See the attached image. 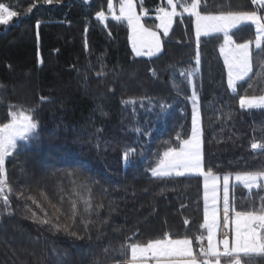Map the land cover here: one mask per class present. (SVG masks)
Here are the masks:
<instances>
[{
    "label": "trees",
    "instance_id": "16d2710c",
    "mask_svg": "<svg viewBox=\"0 0 264 264\" xmlns=\"http://www.w3.org/2000/svg\"><path fill=\"white\" fill-rule=\"evenodd\" d=\"M229 1L201 0V7ZM189 2L174 0L177 15L160 35V53L139 57L109 0H0L18 13L0 25V124L20 108L35 109L38 123L35 137L6 158L12 191L8 206L0 195V264H118L131 243L206 235L203 178L151 173L165 150L189 137L193 91L204 169L221 178L264 170V109L239 104L264 95V78L256 75L264 72V41L251 51L252 72L231 92L220 55L224 38L197 41L194 17L183 12ZM113 3L117 13L120 0ZM135 7L145 12L142 25L155 29L158 9L170 6L135 0ZM255 11L264 14L258 5ZM229 35L235 44L249 43L255 28L243 24ZM230 188L235 210L264 206V190L237 182Z\"/></svg>",
    "mask_w": 264,
    "mask_h": 264
},
{
    "label": "snow or ice",
    "instance_id": "6c2138e0",
    "mask_svg": "<svg viewBox=\"0 0 264 264\" xmlns=\"http://www.w3.org/2000/svg\"><path fill=\"white\" fill-rule=\"evenodd\" d=\"M44 2L52 3V0H44ZM252 2L264 9V0H252ZM167 3L171 10L167 11L161 7L156 16V19L160 21L159 27L164 36L168 35L173 17L177 15V4L174 3V0H167ZM200 6L201 0H190L182 7L184 13L195 18L197 41L201 36L223 34L225 46L221 47L220 52L224 56V64L227 68L228 86L235 92L237 82L244 81L252 72L251 42L235 44L229 33L232 29L251 22L255 25L257 33L255 47L261 49L262 41H264V14L257 11L202 14L199 10ZM108 8L109 10L113 9L111 2H109ZM31 11L32 8H29L28 12ZM17 15V11L10 10L7 5L0 3V25H7ZM98 18L104 19V13H99ZM113 19L127 20L128 26L133 31L132 47L137 56H153L160 52L161 41L158 33L141 24L140 18L135 13L133 0H120L119 15H113ZM196 63L197 65L200 63L199 53H197ZM256 75L264 78V72ZM248 86L252 87L253 85L250 83ZM193 104L191 136L184 139L179 147H169L165 150L152 169V175L157 178L172 177L173 175L182 177L186 174L203 177L204 213L201 227L205 230L206 235L201 234L193 238H172L170 235H165L145 244L131 243L127 246L130 248L131 254L127 264H146L149 255L156 258L157 264H255V257H264V206L259 210L255 208L235 210L229 199L231 179L229 175L222 177L223 207L221 217V210L217 206V192L221 177L214 175L211 170L206 171L203 167L202 133L195 97ZM239 104L242 109H264V95L242 97ZM13 108L15 109L16 106ZM34 112L35 109L26 110L23 108L10 111V120L0 124V194H3L5 206H8L9 203L5 189L8 192L12 191L4 174L5 158L12 155L21 142H28L35 137L38 123L34 119ZM251 147L258 149L262 145L253 143ZM124 159L125 161L129 159V152L124 153ZM235 181L248 189L264 190V170L236 174ZM28 199H31L34 204L37 203L31 196ZM209 201H211V206H209ZM100 207L103 205L101 204ZM73 209L75 210V204H73ZM233 212L234 217L231 214ZM33 217H36L35 213H33ZM40 222L60 230L58 225L53 224L49 219H41ZM221 227L229 229L232 232L231 237L227 234L218 236V230ZM72 235H76V233H72ZM194 240L198 242V255L194 254Z\"/></svg>",
    "mask_w": 264,
    "mask_h": 264
},
{
    "label": "rangeland",
    "instance_id": "374dc122",
    "mask_svg": "<svg viewBox=\"0 0 264 264\" xmlns=\"http://www.w3.org/2000/svg\"><path fill=\"white\" fill-rule=\"evenodd\" d=\"M109 2H111L112 4H113V9L112 10H109L110 11V14H111V16L113 17V15H119V9H120V4H119V6L117 7L118 9H117V13H116V11H115V8H114V3H113V0H109ZM133 5H134V10H135V13H136V15L140 18V22H141V24H142V18L141 17H144L145 16V12H143V11H138L137 10V8L135 7V0H133ZM256 4H254L253 2H252V0H246V1H242V0H236V1H232V2H229L228 4H226L224 7H215V6H213V7H204V6H200V11L202 12V14H220V13H227V12H229V11H232V12H241V11H255V8H256ZM165 10H167V11H170L171 10V8L169 7V8H167V9H165ZM159 14V12H157L156 13V16ZM156 16H155V18H156ZM157 20V19H156ZM126 21V23H127V20H125ZM245 24H252L251 22H246ZM159 25H160V21L159 20H157V22H156V28L155 29H150V28H148L149 30H153V31H156L157 33H158V35H159V37H160V35L161 34H163V32H162V30L160 29V27H159ZM253 26H254V28H255V38H256V35H257V33H256V27H255V25L254 24H252ZM193 26L195 27V18L193 19ZM146 28V27H145ZM127 30H128V42H129V44H130V49H131V51H132V53H134V55L135 56H137L136 55V53L133 51V47H132V36H133V31H132V29L128 26V23H127ZM170 30V29H169ZM232 30H234V29H232ZM231 30V31H232ZM218 34H220L221 36H222V38H224L223 37V34L222 33H218ZM211 35H215V34H211ZM210 36V35H209ZM203 36H201L200 38H202ZM195 38H196V35H195ZM200 38H199V40H200ZM255 38H254V40L250 43V51H252V49L253 48H255V49H257L256 47H255ZM197 39V38H196ZM160 41H161V47H162V40H161V37H160ZM241 44V43H240ZM223 46H225L224 45V43H223ZM222 46V47H223ZM221 49V48H220ZM160 53V52H159ZM158 54V53H157ZM156 54V55H157ZM156 55H153V56H156ZM220 55H221V59H222V61L224 62V56L221 54V52H220ZM153 56H148V55H143V56H139V57H153ZM224 66H225V64H224ZM225 71L227 72V68H226V66H225ZM251 73V72H250ZM250 73H249V75H250ZM240 81H238L237 82V84L239 83ZM227 84H228V75H227ZM228 88H229V86H228ZM229 90L231 91V92H234L231 88H229ZM14 97H17V98H21L22 97V94H17V95H15ZM195 97V99H196V105L198 106V97L196 96V94H195V92L193 91L192 92V95L190 96V99H189V108H190V112H191V116H190V120H191V126H190V135H189V137L191 136V129H192V117H193V109H194V104H193V98ZM198 110H199V108H198ZM199 117H200V111H199ZM199 123H200V128H201V120H199ZM188 137V138H189ZM187 138V139H188ZM8 157V156H7ZM6 157V158H7ZM6 158H5V162H4V174L6 175V168H5V163H6ZM152 173V172H151ZM186 175H190V176H195V175H191V174H186ZM185 175V176H186ZM172 177H174V175L172 176ZM197 177V176H196ZM201 178H203V177H201ZM221 180H222V178H221ZM236 183V181H235V177L234 178H231L230 179V187L232 186V184H235ZM202 189H203V201H204V187H203V182H202ZM231 189V188H230ZM248 189V188H247ZM5 191H7V189H5ZM229 192H230V190H229ZM0 195H3V194H0ZM219 197H222V202H221V205H220V209H221V211H222V207H223V184H222V181H220V184H219V186H218V192H217V201L219 202ZM209 206H211V201H209ZM130 258H131V254H130V250H129V256H128V259H127V261L128 260H130ZM154 260L156 259V258H153ZM157 261H155V263H156ZM155 263H148V262H146V264H155Z\"/></svg>",
    "mask_w": 264,
    "mask_h": 264
},
{
    "label": "crops",
    "instance_id": "0c3cea01",
    "mask_svg": "<svg viewBox=\"0 0 264 264\" xmlns=\"http://www.w3.org/2000/svg\"><path fill=\"white\" fill-rule=\"evenodd\" d=\"M242 1H245V0H242ZM229 2H232V0L231 1H229ZM228 2V3H229ZM256 9V8H255ZM222 197H219V202H218V204H217V206H218V208L220 209V205H221V202H222ZM221 210V209H220ZM232 214V216L234 217V214L233 213H231ZM221 217H222V211H221ZM234 227V226H233ZM223 234H227L229 237H231V235H232V232L229 230V229H224L223 227H221L219 230H218V236L219 235H223ZM205 245H206V240H205ZM264 261V257H259V256H257V257H255V264L257 263V262H259V261ZM155 261H157L156 259L154 260L150 255H149V258L147 259V262L148 263H155ZM155 264H157V262L155 263Z\"/></svg>",
    "mask_w": 264,
    "mask_h": 264
},
{
    "label": "built area",
    "instance_id": "2783aa9c",
    "mask_svg": "<svg viewBox=\"0 0 264 264\" xmlns=\"http://www.w3.org/2000/svg\"><path fill=\"white\" fill-rule=\"evenodd\" d=\"M120 264H123V263H120Z\"/></svg>",
    "mask_w": 264,
    "mask_h": 264
}]
</instances>
